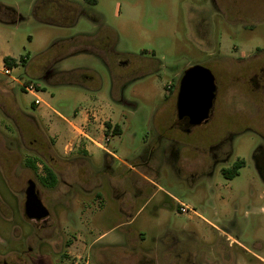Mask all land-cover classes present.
Returning <instances> with one entry per match:
<instances>
[{"label":"rangeland","instance_id":"1","mask_svg":"<svg viewBox=\"0 0 264 264\" xmlns=\"http://www.w3.org/2000/svg\"><path fill=\"white\" fill-rule=\"evenodd\" d=\"M36 1L0 0V10L7 12L0 13V67L4 54L28 59L12 69L9 82L0 81V260L20 255L28 264H81L77 260L82 255L89 257V264H142L141 252H146L148 258H157V264H165L167 258H176L179 244L187 242L190 256L199 264H264L238 245L230 248L232 256L226 252L228 231L264 257V179L253 158L264 145V130L260 132L257 119L248 124L254 130L245 127V119L249 120L242 115L256 113L247 102L246 86H237L240 97L233 106L232 95H226L216 113L221 124L242 118L230 162L207 167L187 146L201 148L211 142L214 128L189 133L172 126L175 102L168 90L174 88L179 72L191 63L214 67L229 59L231 41L221 31L225 22L216 21L211 5L205 0H97L96 4L75 0L84 9L77 23L58 26L35 17ZM97 30L117 37L115 49L121 55L111 60L110 68L100 57L84 52L59 60L61 50L52 48L60 39ZM119 60L130 64L121 65ZM153 62L161 63L160 73L124 85L122 96L129 103L121 104L117 91L135 76L127 68ZM78 68L97 71L101 83L70 73ZM14 78L36 83L49 106H35L34 96ZM98 104L109 105L108 115L122 126V134L109 143L117 156L133 163L148 146L156 149L148 176L169 194L158 192L146 206L145 198H136L132 216L122 211L129 194L134 195L129 179H123L127 191L121 195L123 203L114 196L113 179L125 170L121 160L114 158L116 171L110 175L102 170L104 150L93 146L86 155L76 145L73 151L68 146L67 153L63 147L71 136L65 118ZM19 110L38 117H21ZM239 159L244 161L240 174L227 178L222 169ZM47 166L58 174L56 185L45 182ZM99 178L101 190L96 187ZM29 179L36 181L51 210L46 225H36L23 215L22 188ZM156 189L150 187L149 192ZM179 201L197 213L181 212Z\"/></svg>","mask_w":264,"mask_h":264},{"label":"flooded vegetation","instance_id":"2","mask_svg":"<svg viewBox=\"0 0 264 264\" xmlns=\"http://www.w3.org/2000/svg\"><path fill=\"white\" fill-rule=\"evenodd\" d=\"M211 5L213 9V17H217V20H221L225 22L224 25L221 26V31L226 33L228 39L231 41V45L228 47L230 50L229 59L221 60L217 64H214V67L207 65L202 62L191 63L188 66L184 67L178 74L177 79L175 81L174 88H169L168 94L174 98L175 102V120L173 122V127L177 126L181 130L185 132H193L196 128H207L206 131H209L208 128H214V132H216V136L212 138L211 142L205 143L202 147L194 146V144H187V146L193 151L198 152L202 159V162L207 167H213L218 163H228L230 162L233 154V143L236 139V136L240 134L237 131L240 123H242V118H236L230 120L228 124L217 123L216 113L219 105L225 104L226 95H232V99L229 100V105L232 104L233 101L240 97L239 86L240 84L246 86V97L247 102H250L251 105L255 106L256 113L245 112L242 116L246 122L245 127H248L249 123L254 122L255 119L258 120L257 126L263 132L264 126L262 123L264 121V0H205ZM6 14V13H3ZM7 15V14H6ZM217 27V26H216ZM217 30V29H215ZM222 34V35H223ZM234 37H239V40L234 39ZM258 40V41H255ZM223 48L219 45V51L221 52ZM119 64L127 65L130 64L127 60H119ZM106 64V63H105ZM109 67L108 64H106ZM161 63H148L147 66L138 67V69H134L132 65H130L126 72L133 73L135 76L131 79H128L125 83H123L118 92V101L121 104H128L129 102L123 98L122 96V88L124 85H127L129 82L138 78L140 76H144L148 73L159 74V70L161 69ZM194 65H200L208 68L212 74V82L213 85V96L211 98V102L208 108V112L206 116L200 121L194 123L192 121L191 115L198 116L201 113L202 107L205 104L200 105V108H196L197 104L193 106V108H183V113L180 115V110L178 109V96L182 89L183 80L186 76L187 69ZM53 69V68H52ZM216 69V70H215ZM145 72V73H144ZM147 72V73H146ZM50 72H46L42 75L44 79L48 77ZM197 76V81H194L189 87L190 98L193 100H201L208 98L209 91V80H203L200 76L199 72H194ZM125 75V74H124ZM113 79V77H112ZM203 83V84H202ZM114 86V85H113ZM187 89V87H186ZM18 115L26 116L22 111H18ZM190 113V114H189ZM241 117V116H240ZM16 122V121H15ZM239 122V123H238ZM19 130L21 131V127L16 123ZM240 128V127H239ZM255 128V127H254ZM254 128H249L254 130ZM264 133V132H263ZM176 153L178 155L179 149L177 147ZM181 150V149H180ZM155 147L148 146L145 149V152L140 155L139 159L133 161V164L139 171L148 176L149 171L152 170L151 160L155 157ZM179 156V155H178ZM253 158L257 163L258 172L261 177L264 179V145L259 146L258 149L255 150L253 154ZM240 160V159H239ZM237 161V160H236ZM235 161V162H236ZM234 162V163H235ZM233 163V165H234ZM111 164L110 159L106 158L104 162V166L102 170H108L107 168ZM232 165V166H233ZM51 168L55 171L54 167ZM226 168V167H225ZM224 169V168H223ZM222 169V170H223ZM110 173L114 174V170L112 169ZM109 173V172H108ZM57 174V173H56ZM58 177V174H57ZM133 178L139 179L141 184L139 186L134 187V195H132L133 199L144 198L142 193L145 190H149L150 183L147 179L142 178L141 174L133 173ZM31 179L28 180L26 186L22 188L23 191V215L25 218L30 220V222L36 225H46L51 218V210L44 202L43 197L41 196V192L36 183V190L38 196L41 198L43 203L49 209V215L44 218H30L25 210V201H26V189L29 185ZM35 181V180H34ZM36 182V181H35ZM103 183L99 178L98 184L96 187H100ZM228 241V239L226 238ZM181 243V242H180ZM189 243H181L179 244V249L177 251L176 258H172L171 264H199L198 260L194 257L190 256L189 251ZM233 244L228 243L227 254L231 255L230 248ZM98 255V253H97ZM232 256V255H231ZM77 261H82L81 264H89L90 259L88 256H78ZM97 257V256H96ZM100 259V258H99ZM142 264H157L158 260L156 257H152L151 259L146 257L140 258ZM146 262V263H145ZM0 264H28L23 257L20 255H16L10 261L7 259L0 260Z\"/></svg>","mask_w":264,"mask_h":264},{"label":"crops","instance_id":"3","mask_svg":"<svg viewBox=\"0 0 264 264\" xmlns=\"http://www.w3.org/2000/svg\"><path fill=\"white\" fill-rule=\"evenodd\" d=\"M5 55H9V54H4L2 57V66L0 67V81L2 82H9V80L7 79L8 75L5 74L4 69L6 67L5 63H4V56ZM88 89H98V88H88ZM40 94V93H39ZM41 97V95H40ZM42 98V97H41ZM112 99V97H111ZM42 102L41 103H46L44 101V99L42 98ZM113 102V99H112ZM40 104H36L34 102L35 106H39ZM48 106L49 104L46 103ZM108 111H109V105L107 104H98V105H92L89 107H86L85 109H79L76 110L74 116L72 118H65V120L67 121L70 130H71V136L66 139L65 144H63L65 153H67V149L68 146L71 144L72 148H70V151H73V146L76 145L78 147H80V149H82L86 155H89L91 152V147L95 146L97 148H100L102 150H104L106 152V158L110 159L111 164L109 165L108 172L110 175H112L113 172L111 171L112 169L114 170V174H115V167L113 166V160L114 158H119L122 162V165L125 167V170L121 173L120 177H115L113 179V187H114V196L117 200H120L122 202V197L121 195L126 194L127 191L125 190L124 184L125 181L123 180L124 178H126L127 180L129 179L133 188L136 186H139L141 184L139 179H135L132 177L133 173H138L141 174L142 178H145L148 180V182L150 183V187H155L157 188L155 191H152L151 193L149 192V190H145L144 193H142L143 197L145 198V202L143 206H146L150 200H152L155 195L160 192V191H164L166 193L169 194V192L164 189L162 186L157 185L158 183L151 179L149 176H146L145 174H143L141 171H139L137 169V167H135V165L133 163H130L129 161L125 160V159H121L119 156H117V154L115 152H113L111 149H109V143L112 140V138L115 135H120L123 132L122 126L118 123V122H114L112 120V118L108 115ZM24 115H33L34 117H38V115L36 114H27L26 112H24ZM110 122L111 126L109 127L107 125V123ZM116 124H119L121 126V131L120 133H116L114 131V127ZM50 131H51V127H50ZM94 131H98V135L93 134ZM52 133V131H51ZM52 135H56L53 134ZM129 174V175H128ZM103 186L101 185L99 188V190H101ZM99 190L97 191L100 195ZM153 190V189H151ZM129 199L127 202H124V205H122V211L129 214V216H132L133 213V209L135 207V199H133L132 195L129 194ZM101 196V195H100ZM102 197V196H101ZM137 198V197H136ZM123 203V202H122ZM141 210V208L138 210V212ZM133 220V218H132ZM215 226V225H214ZM219 228V227H218ZM222 234L223 232H225L223 229H220ZM228 234L227 239L230 241L231 244L233 245H238L239 248L244 249L245 253H250L253 254L255 256H257L260 261L264 262V257L257 255L256 253H253L252 251H250L245 244H243L237 237H235L234 235H231V233H229L228 231L225 232ZM142 257L146 258V257H151L150 254L146 253V252H141ZM172 259L171 258H167L165 264H171Z\"/></svg>","mask_w":264,"mask_h":264},{"label":"trees","instance_id":"4","mask_svg":"<svg viewBox=\"0 0 264 264\" xmlns=\"http://www.w3.org/2000/svg\"><path fill=\"white\" fill-rule=\"evenodd\" d=\"M88 3L96 4L97 0H85ZM14 14L16 11L10 9ZM84 9L82 5L75 0H37L34 6L35 17L45 24L58 25V26H72L75 25L83 13ZM3 13L0 10V13ZM7 13V12H5ZM12 19L15 21L16 16ZM117 37L116 35L106 36L97 30L94 33H83L69 38H63L56 41L52 48L56 50H61L59 54V60L65 58L74 53H89L100 57L106 64L110 65L111 60L114 58H119L121 53L115 49ZM26 56H12L5 55L4 63L7 67H16L19 64H25L27 62ZM57 60H54L51 70ZM47 70V71H50ZM46 71V72H47ZM48 73V72H47ZM51 73V71H50ZM49 73V74H50ZM71 74L78 73V76H83V78L93 77L95 80L99 79L101 83V76L95 70L89 68H78L70 71ZM50 77V75H49ZM107 125L110 127L111 123L108 122ZM114 131L118 134L121 131V126L116 124ZM28 159L27 163H31ZM36 163H33V168ZM244 165L243 160H237L231 168H224L222 170L223 174L232 179L240 174V169ZM45 182L50 185H56L58 177L56 172L49 166L46 167V176H44Z\"/></svg>","mask_w":264,"mask_h":264},{"label":"water","instance_id":"5","mask_svg":"<svg viewBox=\"0 0 264 264\" xmlns=\"http://www.w3.org/2000/svg\"><path fill=\"white\" fill-rule=\"evenodd\" d=\"M194 72H199L200 76L203 78V80H209V91H208V98L207 99H201V100H193L190 98L189 89L188 87L194 82L197 81L196 79L198 75H196ZM199 77V76H198ZM212 82V74L211 71L200 65H194L187 69L186 76L183 80L182 89L178 96V109L180 110V115L183 113V108H193L196 104V108H200V105L205 104V106L202 107L201 113L198 116H194L192 114L191 118L194 123L200 122L207 114L208 108L211 102V98L213 96V85H211ZM203 84V83H202ZM187 87V89H186ZM25 210L27 215L30 218H44L49 215V209L48 207L43 203L41 198L38 196L37 190H36V182L31 179L29 182V185L26 189V201H25Z\"/></svg>","mask_w":264,"mask_h":264},{"label":"built area","instance_id":"6","mask_svg":"<svg viewBox=\"0 0 264 264\" xmlns=\"http://www.w3.org/2000/svg\"><path fill=\"white\" fill-rule=\"evenodd\" d=\"M13 68L6 66L4 69L5 74L10 75ZM14 80L19 82L26 92L34 96V102L36 104H40L43 101L39 94V87L36 83L32 81L21 82L18 78H14ZM69 147H72V145L70 144ZM179 209L183 213H197L196 210L191 205L184 203L182 201H179Z\"/></svg>","mask_w":264,"mask_h":264}]
</instances>
